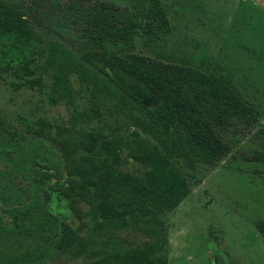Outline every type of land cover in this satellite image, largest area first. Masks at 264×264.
I'll return each mask as SVG.
<instances>
[{
    "label": "rangeland",
    "instance_id": "obj_1",
    "mask_svg": "<svg viewBox=\"0 0 264 264\" xmlns=\"http://www.w3.org/2000/svg\"><path fill=\"white\" fill-rule=\"evenodd\" d=\"M21 1L30 7V36L0 35V264H75L80 257L55 245L63 223L84 231L86 205L58 191L64 180L53 129L34 131L44 118L50 125L143 135L142 112L68 48L76 31L52 6L65 0ZM159 1L170 26L164 54L194 65L220 63L258 110L231 151L212 167L197 163L188 195L159 214L167 224L165 263L264 264L255 225L264 220V0ZM141 39L135 35L134 50L152 57ZM30 77L39 82L28 84ZM120 158L122 169L141 166L125 147ZM43 170L50 177L36 180Z\"/></svg>",
    "mask_w": 264,
    "mask_h": 264
},
{
    "label": "trees",
    "instance_id": "obj_2",
    "mask_svg": "<svg viewBox=\"0 0 264 264\" xmlns=\"http://www.w3.org/2000/svg\"><path fill=\"white\" fill-rule=\"evenodd\" d=\"M52 6L76 31L77 40L68 44L72 53L143 118V135L125 136L39 120L36 135L53 129L64 180L59 193L84 203L89 219L82 233L63 223L55 246L80 257L75 264H166L167 224L159 214L188 195L197 163L212 167L231 151L258 110L220 63L199 59L194 65L164 54L170 26L159 0H65ZM31 28L27 4L0 0V35L29 37ZM137 34L152 57L134 50ZM124 147L141 164L133 171L119 167ZM49 177L43 170L36 180ZM255 225L264 238V220Z\"/></svg>",
    "mask_w": 264,
    "mask_h": 264
}]
</instances>
